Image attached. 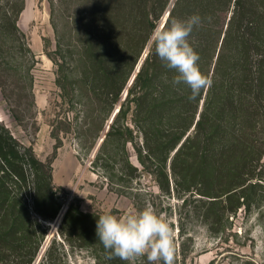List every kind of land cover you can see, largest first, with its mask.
<instances>
[{
  "label": "trees",
  "instance_id": "obj_1",
  "mask_svg": "<svg viewBox=\"0 0 264 264\" xmlns=\"http://www.w3.org/2000/svg\"><path fill=\"white\" fill-rule=\"evenodd\" d=\"M169 3L91 0L75 18L81 29L75 83L102 101L108 117L119 105L92 163L106 171L117 163L123 191H132L128 184L148 173L162 195L173 192L188 207L185 219H199L218 236L240 209L264 202V0ZM23 9L24 0H8L0 9V61L14 68L15 58L32 56L17 26ZM194 13L203 22L189 42L212 84L190 100L185 85L171 83L175 70L166 68L150 46L135 68L154 27ZM64 71L57 72L61 90V81L68 79ZM136 134L141 142H135ZM128 144L140 169L129 160ZM62 201L50 166L0 123V264H34L47 234L44 222L54 221ZM99 215L68 203L58 227L62 243L52 239L38 264H54L62 245L86 250L95 264H129L106 259L95 235ZM181 221L180 239L186 236ZM179 245L184 259L183 241ZM140 260L137 264H148Z\"/></svg>",
  "mask_w": 264,
  "mask_h": 264
},
{
  "label": "rangeland",
  "instance_id": "obj_2",
  "mask_svg": "<svg viewBox=\"0 0 264 264\" xmlns=\"http://www.w3.org/2000/svg\"><path fill=\"white\" fill-rule=\"evenodd\" d=\"M90 1L24 0L17 26L32 56L25 61L15 58V68L0 61V123L21 146L31 148L39 161L50 166L52 186L63 199L60 211L70 202L85 213L97 214L111 211L122 215L151 207L173 228L174 264H264V202L250 211L240 209L229 218L225 232L213 236L199 219H185L188 207L182 206L173 192L162 195L153 176L143 173L128 184L132 191H123L117 163L108 171L92 163L119 105L108 117L102 101L75 83L80 70L78 32L81 34L75 18ZM174 1L170 0L169 6ZM7 2L0 0V9L6 8ZM59 67L68 78L61 81L64 90L56 84ZM125 95L126 88L121 102ZM127 124L131 125L129 119ZM136 141L141 142L140 134H136ZM127 149L130 162L140 169L130 144ZM178 219L185 224L182 239L177 233ZM44 224L50 225H46L47 234L34 264L39 263L52 239L62 243L59 226L55 228L54 221ZM182 241L184 259L178 255ZM53 258L54 264H95L89 252L67 245L59 247ZM138 262L142 260L138 258Z\"/></svg>",
  "mask_w": 264,
  "mask_h": 264
},
{
  "label": "clouds",
  "instance_id": "obj_3",
  "mask_svg": "<svg viewBox=\"0 0 264 264\" xmlns=\"http://www.w3.org/2000/svg\"><path fill=\"white\" fill-rule=\"evenodd\" d=\"M202 22L195 13L186 19L173 18L164 27H154L148 39L155 56L166 68L175 70L171 83L185 85L190 100L212 84L211 78L200 70L199 54L189 42L193 28ZM95 235L108 260L118 257L134 264L138 258H146L148 264H174L173 228L151 207L122 215L107 211L96 218Z\"/></svg>",
  "mask_w": 264,
  "mask_h": 264
},
{
  "label": "water",
  "instance_id": "obj_4",
  "mask_svg": "<svg viewBox=\"0 0 264 264\" xmlns=\"http://www.w3.org/2000/svg\"><path fill=\"white\" fill-rule=\"evenodd\" d=\"M132 79H133V75H132V77H131V80H130L129 84L131 83ZM65 209H66V208H65ZM65 209L63 208V209L59 212V214L57 215L56 219L54 220L55 228H57V227L59 226V223H60L61 218H62V216H63V214H64V212H65ZM46 225L49 226L50 224H46Z\"/></svg>",
  "mask_w": 264,
  "mask_h": 264
}]
</instances>
